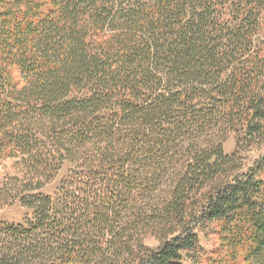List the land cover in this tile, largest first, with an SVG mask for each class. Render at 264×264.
<instances>
[{
	"label": "trees",
	"instance_id": "1",
	"mask_svg": "<svg viewBox=\"0 0 264 264\" xmlns=\"http://www.w3.org/2000/svg\"><path fill=\"white\" fill-rule=\"evenodd\" d=\"M263 149L264 0H0V264H264Z\"/></svg>",
	"mask_w": 264,
	"mask_h": 264
},
{
	"label": "rangeland",
	"instance_id": "2",
	"mask_svg": "<svg viewBox=\"0 0 264 264\" xmlns=\"http://www.w3.org/2000/svg\"><path fill=\"white\" fill-rule=\"evenodd\" d=\"M233 150L234 141L230 139L228 144L226 145V152L231 153ZM263 150L252 153L251 159L254 157L256 158L263 152ZM15 163L16 161L13 159H6L0 163V187L7 178L17 175V172L14 168ZM24 216L25 211L21 207H19L18 204H15L12 201H5L0 205V218L5 221L18 224L22 222Z\"/></svg>",
	"mask_w": 264,
	"mask_h": 264
}]
</instances>
